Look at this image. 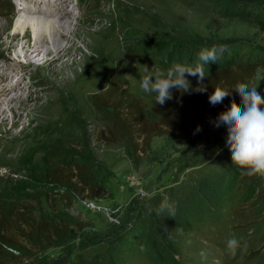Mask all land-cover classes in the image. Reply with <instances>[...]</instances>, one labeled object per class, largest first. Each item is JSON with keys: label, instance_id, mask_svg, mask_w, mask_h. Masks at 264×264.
<instances>
[{"label": "rangeland", "instance_id": "rangeland-1", "mask_svg": "<svg viewBox=\"0 0 264 264\" xmlns=\"http://www.w3.org/2000/svg\"><path fill=\"white\" fill-rule=\"evenodd\" d=\"M65 1L67 14L73 15L68 25L73 38L63 43L65 53L24 65L22 52L1 44L14 35L23 14L8 11L14 6L11 0H0V83L9 84L10 78L18 82L26 71L22 82L7 91L9 98H26V106L13 117L0 116V207L34 204V218L58 217L69 226L68 239L49 250H5L0 264H72L81 255L111 256L112 264H264V211L250 207L252 191H244L237 181L221 209L205 218L209 224H202L203 230L180 233L181 248L170 261L149 258L145 244L136 246L132 237L131 249L113 256L111 242L132 229L146 198L177 188L203 167L242 169L232 162L226 125H213L190 144L170 136L156 138L145 153H136L128 139L109 143L102 132L112 114L91 98L113 84L123 86L149 107L147 117L156 120L150 111L156 93L140 87L143 66L163 73L177 63L195 67L202 49L220 43L240 44L241 53L264 56V37L247 24L222 20L207 0ZM186 78L191 87L185 92L203 84L198 77ZM252 86L264 97V67ZM76 157L92 165L106 192L96 199L75 197L66 206L59 190L52 207L44 180L46 162ZM233 236L240 241L235 256L226 247Z\"/></svg>", "mask_w": 264, "mask_h": 264}, {"label": "trees", "instance_id": "trees-1", "mask_svg": "<svg viewBox=\"0 0 264 264\" xmlns=\"http://www.w3.org/2000/svg\"><path fill=\"white\" fill-rule=\"evenodd\" d=\"M207 2L215 6L222 20L247 24L264 37V0ZM212 47L218 49V59L216 63L209 62L204 66L203 84L191 92L170 89L172 98L164 105L157 104L155 98L150 111L156 120L147 117L149 107L123 86L113 84L105 91L93 94V103L112 114V121L102 132L104 138L109 143L117 142L118 138L128 139L136 153H145L156 138L170 136L180 143L190 144L209 133L219 115L230 108L233 100L241 103L239 94L234 91L235 86L240 82L252 86L259 70L264 67L263 55L254 57L241 53L240 44L220 43L211 45L209 49ZM218 85L232 92L222 103L213 106L209 97ZM197 88H201L200 91ZM243 171L231 168L220 172L211 169V166L203 167L196 173L197 177L195 174L194 177L190 176L177 188L146 198L139 206V210L144 212L141 214L139 211L132 229L126 228L111 242V253L113 256L120 253L121 257L124 251L131 249L132 243L128 239L132 237L136 246L140 241L145 244L151 255L149 258L154 256L159 263L169 260L181 248L180 233L193 231L196 227L203 230L201 225L209 224L205 218L213 215L214 210L221 209L223 202L230 198V188L236 181L244 191L251 189L250 207L264 211L262 178L242 175ZM44 180L49 190L48 198L53 201L52 207L55 206L59 190L66 206H71L75 197L96 199L106 192L92 165L82 157L70 162L50 158L45 165ZM165 198L175 206L174 216L167 211L158 214V208ZM213 204H217V207ZM33 205H21L9 210L0 207V256L5 250L29 252L32 248L46 251L54 247L58 240L68 239L69 226L66 221L58 217L36 219L32 215ZM170 237L174 239L170 240ZM79 258L80 261L72 264H112L111 256L106 259L103 255H81Z\"/></svg>", "mask_w": 264, "mask_h": 264}, {"label": "clouds", "instance_id": "clouds-1", "mask_svg": "<svg viewBox=\"0 0 264 264\" xmlns=\"http://www.w3.org/2000/svg\"><path fill=\"white\" fill-rule=\"evenodd\" d=\"M218 49L216 47L204 48L198 53V62L195 67L174 64L167 73L161 72L145 65L144 75L141 77L140 87L145 93H156V103L164 105L172 98L170 89L178 88L188 91L191 87L186 74L198 77V83L205 80L204 66L209 62L216 63ZM107 86V85H106ZM197 88V91H200ZM214 93L209 97L210 104L217 105L223 102L231 92L216 86ZM239 94L240 104L232 101L230 108L222 112L216 122V126H227V145L229 146L231 159L234 165L243 169L242 175L264 177V97L258 88L247 83L240 82L235 86ZM241 104L243 107H241ZM167 211L170 216L175 215V206L168 199L162 200L158 214ZM227 251L235 256L240 248V241L234 236L226 243Z\"/></svg>", "mask_w": 264, "mask_h": 264}, {"label": "bare ground", "instance_id": "bare-ground-1", "mask_svg": "<svg viewBox=\"0 0 264 264\" xmlns=\"http://www.w3.org/2000/svg\"><path fill=\"white\" fill-rule=\"evenodd\" d=\"M11 1L14 6L12 7L10 4L7 7L8 11L13 10L17 15L23 14V16L14 25V35L3 38L2 45L6 46L8 50L22 52L23 57L21 58V62L24 65H30L37 58L45 61L53 54L60 55L65 53L63 43L73 38L68 26L71 23L73 15L67 14L64 4L66 1L39 0L42 4L44 3L41 7L37 6L35 0ZM24 1H28L29 4L24 3ZM25 7L28 10L27 12L24 11ZM2 12L3 10L0 9V14ZM59 13L61 15L57 17ZM38 15L40 18L37 17ZM31 33L35 35V38H32ZM13 42L17 43L13 44ZM14 58L19 59L17 56ZM25 73L26 71L20 73L22 77L16 84L12 83L14 79L11 78L9 79V84H7V80L5 83L4 81L0 83V85L3 84V87H0V116H8L10 114L13 117L18 114L20 107L26 106L24 103L26 98H22V95L9 98L7 94V91L13 90L22 82Z\"/></svg>", "mask_w": 264, "mask_h": 264}, {"label": "water", "instance_id": "water-1", "mask_svg": "<svg viewBox=\"0 0 264 264\" xmlns=\"http://www.w3.org/2000/svg\"><path fill=\"white\" fill-rule=\"evenodd\" d=\"M17 76H18V75H17ZM17 76H16V77H17Z\"/></svg>", "mask_w": 264, "mask_h": 264}]
</instances>
